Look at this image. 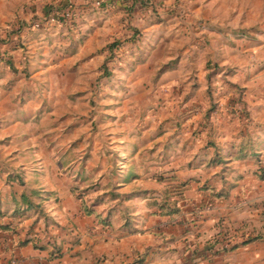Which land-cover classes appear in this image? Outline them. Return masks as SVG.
<instances>
[{
	"label": "crops",
	"instance_id": "crops-1",
	"mask_svg": "<svg viewBox=\"0 0 264 264\" xmlns=\"http://www.w3.org/2000/svg\"><path fill=\"white\" fill-rule=\"evenodd\" d=\"M67 1L73 3V8L79 4L80 14L89 10L85 2L90 0H0V6L6 7L1 13L5 19L8 18L7 14L10 17L9 23L0 24V36L4 38L0 42V49L3 54L7 51L0 62L12 67L11 73L15 70L21 80L25 73L21 70L22 63L27 59L17 42L31 29L30 19L36 14L50 15L52 12L49 9L62 6ZM115 4L120 6V10L127 11L120 1H115ZM260 4L263 5L264 0ZM109 5L112 6V3ZM17 14L21 19L23 17L24 25L12 22ZM110 14L105 13L108 17L107 28L108 21L115 22ZM253 15L245 25L252 26L253 21H260L254 36L250 35L253 31L251 26L248 31L244 30V35L228 32L222 44V37L219 36L212 45V56L208 54L207 58L210 60L213 57L220 65L233 68L226 79L244 88L243 97L250 118L235 113L232 100L229 105L232 116L226 122L231 130L227 135H211L212 129L209 132L203 119L207 88L201 85L184 94L180 91L181 95H185L184 104L178 105V101L169 98L166 107H173L170 104L173 101L177 106L173 107L174 111L187 109L188 113L179 122L171 120L173 127L185 129V126L199 125L197 132L207 131L204 136L174 137L168 134L163 125L160 128L155 124L159 130L149 139L148 150L142 154L139 150L133 155L134 160L129 162L128 158L132 157L130 153L133 154L143 144H136L130 152L128 143L125 145L123 128L120 127L122 122L119 124V121L112 124L116 126L115 134L95 137L91 129L94 121L92 107H88L83 120L73 116L68 121L71 129L67 133L59 131L60 134L56 136L58 158L52 156V161H47L45 157L41 158L39 151L26 149L32 138L28 139L23 129L26 107L20 101V96L24 87L11 89V97L4 100V105L7 106L6 110H15L16 114L13 118L10 112L4 119L7 131L0 135V138L8 141L4 144L8 150L3 155L6 163L0 165V223L15 220L17 229L0 226V264H4L12 253L21 257L19 264H264V236L227 252H214L219 248L215 238L222 228L229 231L233 242L247 236L264 235V177L260 176L264 169V11ZM135 28L126 27L124 31L130 34ZM103 30L105 33L104 26ZM65 40H68L67 37ZM200 49L203 50V47ZM72 59L69 65L81 62L78 56ZM81 59L89 62L87 56ZM157 60L155 55L153 61L156 63ZM67 61L64 59L56 64L55 69L62 76L70 72L66 69ZM72 69L78 70V67L73 66ZM173 70H166L160 76L171 78ZM150 74L156 75V72ZM206 75L207 70L202 82L204 77L207 80ZM197 88H200V96H196ZM14 91L17 93L12 95ZM230 93H233V98V87ZM193 99L196 102H192ZM72 108L77 115V105L74 104ZM192 108H196L197 120L192 117ZM212 119L214 129L216 122L213 116ZM81 124L85 127L83 139L77 134L82 129ZM209 141L222 147L221 153L226 162L212 160L215 148L209 145ZM251 142L256 145L253 146ZM82 146L86 160L83 167L80 166ZM247 150L250 151L240 156L242 151ZM97 156L101 160L116 159L117 163L110 166L109 162L103 161L99 174H95L92 168L93 159ZM140 159L142 162L138 161ZM141 165L149 167L145 175L139 169ZM96 177L101 178L103 185L80 192V187L83 188L93 179L97 181ZM181 180L189 181L180 190L182 192L172 191V195L179 198L183 213L177 216L159 213L158 202L166 196L165 188ZM114 186H118L116 190L122 193L138 188L147 189L148 192L121 199L105 197L103 202L93 205L94 212L82 210L83 199L93 202L94 199L88 196L103 193ZM213 187L223 190L226 195L214 197L211 194ZM32 188L40 189V193L34 197L40 204L38 208L27 209L26 218L16 220L18 217L13 213L24 206L21 194ZM113 206L116 209L109 214L108 208ZM25 237L32 239L24 245H16L17 240ZM54 243L61 248V254L52 257L50 252ZM212 244L214 249L210 248Z\"/></svg>",
	"mask_w": 264,
	"mask_h": 264
},
{
	"label": "rangeland",
	"instance_id": "rangeland-1",
	"mask_svg": "<svg viewBox=\"0 0 264 264\" xmlns=\"http://www.w3.org/2000/svg\"><path fill=\"white\" fill-rule=\"evenodd\" d=\"M97 1L85 2L89 8L85 14H80L82 11L79 4H76L77 8L72 7L74 13L70 21L53 20L50 18L53 12L50 15L36 14L30 19L31 29L17 42L22 47V55L27 59L21 67L22 72H25L21 76L23 79L17 77L15 70L11 73L12 67L0 62V76H2L0 77V100H2L0 101V112L4 114L0 116V135L7 131L3 124L4 119L10 112L13 113L11 116L13 118L16 114L15 110H6L4 100L11 97L10 91L14 87L16 89L24 87L20 101L26 107L24 109L25 119L23 118L24 133L27 134L28 139L32 138L26 146L28 151H39L41 158L45 157L47 161H52V156L58 158L56 136L60 132L67 133L71 129L68 126L71 117L76 116L83 120L85 110L92 107L94 121L91 129L95 137L106 135V133L115 134L116 126L112 124L119 121V124L122 122L120 127L123 128L125 145L127 146L128 143L130 152L134 150L136 144H143L133 154L130 153L132 157L128 159L132 162L133 155L139 150H141L140 154L148 150L149 139L159 130V127L154 126L155 124L160 128L164 126L169 131L168 134L174 137L207 134V131L197 132L200 128L195 124L185 126V129L178 126L173 127L171 124L174 122L171 120L179 122L187 109L174 111L173 107L177 108V106L173 101L170 103L173 107L170 106V109L166 107V100L169 98L178 101V105L184 104L185 95H181L180 91L184 94L201 85L211 88L213 96L210 101L218 102L217 110L213 113L216 124L211 135L229 134L231 128L229 124L226 125V122L228 123L229 116H232L229 105L233 100L231 97L233 93H230L231 87L222 85L218 77L226 79L233 68L229 65H220V62L213 60V57L210 60L207 58L208 54L212 56V45L218 41L219 36L222 37L220 40L222 44L224 35L227 36L228 32L244 35L246 33L244 30L248 31L251 25L245 24L250 20V16L264 11V4H260L261 0H141L135 6L128 5L130 7L127 6L128 11L120 10V6L115 4V1L119 2V0L109 2L101 0L100 3ZM110 3L112 6L109 5ZM5 10L4 5L0 6V24L9 23V15L7 14L8 18L5 19V15L1 13ZM105 13H111L110 15L114 16L112 19H115V22H107L108 28L105 26L108 20ZM22 20L23 17L21 19L17 14L13 16L12 22L22 26L24 25ZM37 21L41 23L35 24ZM253 22L250 27L253 29L252 33L247 32L251 36L255 35L254 30L259 28L260 23V21ZM33 25L35 27L32 29ZM103 26L105 33H103ZM132 26L138 29L136 41L122 44L118 50L116 62L109 63L112 73L105 74L103 64L108 53L106 45L116 38H131L129 36L132 31L129 34L124 31V28L130 29ZM100 28H102L101 31ZM61 29L67 32L63 33ZM68 35L71 37L68 38ZM66 37L68 43L65 40ZM2 40L4 38L0 36V42ZM202 47L203 50L200 49ZM155 55L158 57L156 63L153 61ZM74 56H78L81 60L78 62L80 64L75 62L69 65ZM85 56L89 58L87 63L81 59ZM64 59L68 60L66 69L70 72L62 76L55 68L56 64ZM208 62H211V66L216 64L215 70H217L216 76L218 77L213 78L211 82L205 80L204 77L202 82L204 72L206 70L208 72L206 68ZM73 66L78 67V70L72 69ZM171 69H174L173 78L160 76L166 70ZM153 71L156 75L150 74ZM169 74L167 76H170ZM73 86L76 87L75 90ZM16 91L12 95H15ZM197 93L196 96L201 95L200 88H197ZM16 98L18 99L19 96ZM192 102H196L195 99ZM74 104L77 105V115L72 111ZM192 109V117L197 120L196 110H194L196 108ZM79 112L81 113L78 114ZM194 123L197 124L196 121ZM84 130L83 125L77 133L81 139H83ZM7 142L6 139L0 138V162L3 163L0 165L2 166L6 163L3 155L4 152H8L4 145ZM81 148L80 166L83 167L86 160L84 147ZM103 161L109 162L110 166L117 163L116 159L101 160L97 156L93 159L92 169L95 174H99ZM138 161L142 162L141 159ZM141 166L139 169L144 173L142 175H145L149 167ZM96 178L97 181L93 179L84 184L83 188L80 187V192L97 189L98 185H103L101 178ZM117 187L114 186L110 190L122 194V191L116 190ZM107 191L98 192L97 195L94 193L88 198L96 200L103 194L102 199L105 200ZM122 197L125 196L117 198ZM14 254H10L5 263Z\"/></svg>",
	"mask_w": 264,
	"mask_h": 264
},
{
	"label": "trees",
	"instance_id": "trees-1",
	"mask_svg": "<svg viewBox=\"0 0 264 264\" xmlns=\"http://www.w3.org/2000/svg\"><path fill=\"white\" fill-rule=\"evenodd\" d=\"M121 4L124 5V7L127 9L128 11V7H132L135 6L138 2H141V0H119ZM128 1H131L130 3ZM72 2L67 1L65 4H63L62 6H57V7H53L51 9H49V11L53 12V14L57 17L61 16V12L67 8V7H71L72 6ZM129 5V6H128ZM128 6V7H127ZM129 7V8H130ZM137 33H138V29L135 28V30L132 32V34L129 36L131 38H116L114 41H112L111 43H108L106 45V48L108 49V53L105 57V61L103 64V68H104V72L105 74H111V70L109 68V63L110 62H116L117 60V55H118V50L119 48L122 46L123 43L126 42H130V41H136L137 39ZM7 51L4 52V54ZM4 54L2 52V50L0 49V59H4ZM9 55V54H7ZM8 61H10V56L8 57ZM211 62L207 63L206 68L208 69L207 72V80L208 82H211L213 78L218 77L216 76V67L215 65L211 66L210 64ZM219 65H217L218 67ZM219 80L222 81V85H227L230 87H233L235 90V95L233 97V103H234V109H235V113L239 114L240 116H244L246 118H250V113L248 110V106H247V102L243 97L244 94V88L240 87L237 83L232 82L228 79H225L221 76L218 77ZM206 100H207V106L204 109L203 112V119L205 120L206 126L209 129V132H211V129H213V113L217 110L218 107V102H212L210 101L211 97L213 96V94L211 93V88H207L206 89ZM238 106H237V105ZM253 146H255V142H251ZM209 145L214 146L215 148V153L212 157L213 161H217V162H226V159L224 158V156L221 153L222 147L218 146L216 143L209 141ZM250 151V150H249ZM247 151H242L240 153V156H244L246 155V153L249 152ZM261 177H264V169L262 170ZM189 180H181L178 184H174L172 186H167L165 188V193L166 196H164V198H162L159 202H158V209H159V213L161 214H165V215H170V216H177L181 213H183V206L182 204H180V200L177 197H174L172 195V191H177V192H182L180 191L183 187L186 186V184L188 183ZM207 187V186H206ZM148 190L147 189H143V188H138L135 190H130L127 192H123L122 194L116 193L113 190H109L106 192L107 197H111L112 199H115L117 197L120 196H126V197H133L135 195H142L147 193ZM40 193V189L39 188H32L30 191L24 190L21 194V203L24 204V206L21 209H16L17 212H14L13 215L15 217H18L16 220H22L24 218L27 217V209H35L38 208L40 202H36L34 197L36 195H38ZM211 194L214 197H222L224 195H226V192H224L223 190H216V188H212ZM103 194L97 198L96 200H94L93 202H88L87 200L83 199L82 201V210L86 213H92L95 211L93 205L97 204V203H101L104 200L102 199ZM113 208H115L114 206L110 208V210L108 211L109 214H111V212L114 210ZM0 226L5 228V229H13L16 230L17 229V222L15 220L13 221H8L5 223H0ZM262 236H264L263 234H256V235H252V236H247L244 237L241 241L238 242H233V240L231 239V236L229 235V231L226 230L224 231L223 228L219 231V234L216 236L215 238V242L219 243L220 245L222 244H228L227 247L224 246H220L219 248H217L214 252H218V251H230L233 250L241 245H245L247 243H250L258 238H261ZM32 238L30 237H25L23 239H19L16 241V245H24L28 242L31 241ZM52 250H51V256L55 257V256H59L61 254V248L57 245V244H52ZM210 248L214 249V245L212 244L210 246Z\"/></svg>",
	"mask_w": 264,
	"mask_h": 264
},
{
	"label": "built area",
	"instance_id": "built-area-1",
	"mask_svg": "<svg viewBox=\"0 0 264 264\" xmlns=\"http://www.w3.org/2000/svg\"><path fill=\"white\" fill-rule=\"evenodd\" d=\"M97 2L100 3L101 0H98ZM73 13H74L73 8L72 7H67L61 12V16L60 17H57L54 14H51L50 18H52L55 21H61V22L70 21V19L73 17ZM40 23L41 22H39V21L35 22V24H38V25ZM220 246L227 247L228 244L226 243V244L219 245V247ZM20 260H21V258L18 255L14 254V255H12L10 257V259L5 264H19Z\"/></svg>",
	"mask_w": 264,
	"mask_h": 264
}]
</instances>
